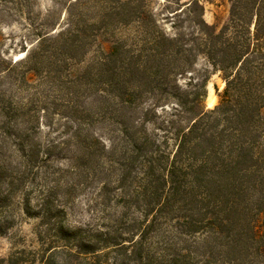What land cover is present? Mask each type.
I'll use <instances>...</instances> for the list:
<instances>
[{
    "label": "rangeland",
    "instance_id": "1",
    "mask_svg": "<svg viewBox=\"0 0 264 264\" xmlns=\"http://www.w3.org/2000/svg\"><path fill=\"white\" fill-rule=\"evenodd\" d=\"M131 2L0 0L1 171L12 178L23 173L20 180L31 210L37 213L38 205L49 202L56 220L67 227L108 232L128 245L126 241L136 239L138 229H144L162 206L150 234L155 255L181 249L188 254L187 264H262L261 257L250 255L246 248L247 222L242 217L244 212L251 217L248 209L243 211L246 196L236 205L234 218L222 208L229 202L227 187L205 201L198 190L187 194L181 190L169 201L163 195L154 197L150 201L154 208L148 212V175L144 174L148 156L137 140L148 143L149 133L161 142L155 128L161 124L160 116H168L172 108L157 109L155 125L148 124V101L157 94L148 93V33H140L131 22ZM109 3L124 24L114 22L104 31L96 17ZM199 3L208 25L218 30L226 23L229 0ZM150 6L167 34L173 33L172 25L186 26V9L180 12L166 0H150ZM71 15L80 27L85 24L79 41L69 37L38 51V38H57L70 24ZM111 41L116 51L110 57ZM205 69L210 78L203 106L210 110L218 104L224 81L204 59H198L194 73L176 81L180 89H188L189 78ZM168 149H173L172 142ZM3 191L9 194L4 216L12 225L0 232V264H148L129 256V249L76 255L68 250V243L48 231L53 220L22 212L23 192L15 195L14 189L6 187ZM218 200L217 209H206L207 203L212 207ZM222 215L231 220L219 226V235L183 234L188 222ZM144 250L148 260V231Z\"/></svg>",
    "mask_w": 264,
    "mask_h": 264
},
{
    "label": "trees",
    "instance_id": "2",
    "mask_svg": "<svg viewBox=\"0 0 264 264\" xmlns=\"http://www.w3.org/2000/svg\"><path fill=\"white\" fill-rule=\"evenodd\" d=\"M166 2L176 5L180 12L183 9L187 12L186 26L172 25V34H167L159 26L150 0L131 2L134 4L131 22L140 33H148V93L157 94L148 101V124L155 125L153 119L158 117L157 109L164 110L166 105L172 108L168 116H160L161 124L155 128L161 133V142L152 139L149 133L148 143L137 140L148 156L144 170L148 175V212L154 208L150 204L154 197L163 195L169 201L170 196L181 190L186 194L198 190L201 201H205L215 193L217 196L219 191L220 195L223 194L227 187L229 202L223 205V211L232 213L235 218L236 205L246 196L243 211L248 209L251 213L249 218L245 212L242 217L247 222L246 248L250 249V255L255 253L261 257L264 264V0H229L228 19L218 30L203 20L199 0ZM107 5L96 17L104 31L116 22H124L116 17V8L111 3ZM71 16L70 24L58 33L57 38L44 35L38 38V51H44L46 44L53 47L59 40L69 37L79 41L85 24L80 27ZM113 29L108 33L110 36ZM115 51V43L111 41L109 56H113ZM199 58L204 59L212 71L219 72L224 81V88L218 94V104L210 110L203 106L210 78L208 69L189 78L188 89H180L176 81V77L194 73ZM168 142H172L171 151ZM1 169L0 232L12 225V221L7 220L8 215L4 216L9 198V194L3 191L6 187L14 189V194L23 192L21 210L25 215L37 214L41 219L53 220L48 231L68 243V250H75L76 255L88 257L107 250L129 249V256L138 257L140 262L187 264L188 254L181 249L155 255L151 248L150 234L162 206L157 207L154 218L144 229H138L135 234L138 239L132 238L125 245V241L114 240L108 232L92 233L63 225L52 214L53 207L49 202L38 205L39 211L34 213L29 206V194L22 187L23 173L12 178L11 175L5 176ZM219 202L215 201L211 208L207 203L206 209H217L221 205ZM57 212L62 213V210ZM231 216L222 215L204 221L205 217L188 222L183 234L194 236L203 232L219 235V226L229 225ZM147 231L148 260L144 255Z\"/></svg>",
    "mask_w": 264,
    "mask_h": 264
}]
</instances>
